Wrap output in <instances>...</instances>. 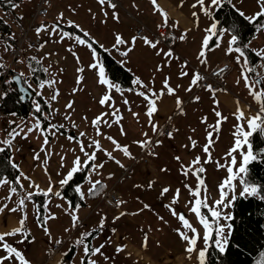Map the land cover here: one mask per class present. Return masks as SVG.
Wrapping results in <instances>:
<instances>
[{"label":"snow or ice","instance_id":"obj_1","mask_svg":"<svg viewBox=\"0 0 264 264\" xmlns=\"http://www.w3.org/2000/svg\"><path fill=\"white\" fill-rule=\"evenodd\" d=\"M6 2L13 9L19 7L16 0H6ZM96 2L99 6V16L97 12L88 10L93 22L98 19L100 24H107L109 15L114 22H119L120 14L117 10L119 0H96ZM43 3L49 4V0H43ZM243 3L244 0H192L189 5L191 20L188 26L181 31L179 19L173 20L170 24L169 20L172 17L166 7L158 0H150L153 14L160 17V21L154 24V29L147 31L137 29L136 33L127 39L122 32L113 31V40L108 45L101 42L90 28L84 27L79 21L73 19L72 15H66L63 10L57 12L53 21L39 22L34 27V33L38 39L41 33H46L50 38L55 36L57 42H63L67 38L68 43L65 47L77 63L75 69L77 85L82 83L84 69L76 51L77 46L85 47L90 54L91 62L86 67L96 74V82L103 88L97 102L104 109L93 115L90 121L86 115L81 117L85 124L91 128V134L85 128H80L72 119L73 100L70 99L64 104L66 110L64 113H60L57 108L52 107V102L57 101L59 95V88L56 87V84L60 82L57 79V72H52L51 78H36L34 87L30 82L32 78L36 77L37 71L49 72L51 64L44 66L41 62L44 57H49L52 53L45 52L43 56L39 57L29 55L26 58L27 73L17 72L15 68H10L3 58L5 55L11 54L16 64L25 63V58L17 56L15 33L0 40V53H2L0 55V74L7 77L0 82L7 86V88H0V100L10 98L9 91H15L12 89L13 84L19 89L20 94L17 97L19 100L25 99L23 94L27 91H34L31 100L32 111L29 112L28 117H22L19 122L9 119L5 135L0 139V152L5 154L6 168L10 167L14 170L11 174L7 173L6 169L0 172V187L6 186L7 190L5 196H0V201H3L0 203V213L5 210L9 214L19 213L13 226L0 231V264H33L27 255V248L19 247L21 243H26L29 239L31 242L36 240V237L32 235V229L27 226L29 204L35 226L47 237L45 252L52 259V264H99L95 258L97 256L101 257L105 264H114V257L105 254L103 249L106 244L112 243L111 236L117 233L116 227H111L109 229L111 235L105 236L107 214L98 210V221L85 228L80 210L89 198L96 196H111L112 199H109L108 203L117 209H122L127 201L120 198L115 192L108 191L106 181L113 178L115 172L111 170L104 172L107 163L112 162L120 169L126 168L127 165L121 157L135 161L137 154L131 150L133 146L138 147L143 155L159 159L158 149L163 146L165 139H175L178 129L172 122L173 111L170 109L163 121L155 119L165 97H174L175 112L186 115L184 107L186 102L180 95H177L181 84L173 85L171 74L164 72V69H170L173 63L178 65L177 75L179 78H189L187 86L183 89L185 93H191L194 89H204L211 95L212 111L216 117L214 124L208 123L207 115L199 117L200 123L206 126L205 142L200 145L203 157L197 153L185 163L181 156H172L181 175L186 178L191 175L195 178L194 184L187 182L183 184V188L188 192L184 208L188 214L194 216L195 225L184 210H178L175 207L179 203L180 188L172 190L170 199L164 200L165 195L171 190V185L167 181H163L162 177L153 176L144 183L133 184L132 187L151 190L156 183H161L158 198L162 206L177 219L180 225L174 231L186 242L187 258L190 259L191 254L195 251L197 264H205L206 251L213 235L215 247L220 253L225 252L228 240L223 233L225 228L231 233L232 225L221 224L219 221L221 218L224 221L231 220L232 213L226 212L224 209L232 206L238 198L258 197L264 201V194H262L264 193V180L255 182L249 179L251 163L264 164V147L254 146V134H258L264 140V46L251 47V39H254L257 33L264 31V0H254V8L248 10L243 7ZM184 4L185 0H179L177 7H183ZM132 6L139 9L135 0H133ZM225 7H228L235 17L227 26L224 21L218 18L217 11L223 10ZM68 8L71 14L76 13V8L71 5ZM200 14L208 18V22L201 30L202 38L194 55L197 63L193 64L186 56L176 51L175 43L176 41H186L187 34L194 28H199ZM249 25L253 27L249 28ZM245 31L249 33V38L244 37L243 32ZM138 41L161 59L160 62L154 64L151 76L147 81L133 73L129 81L130 86L125 89L106 71L104 56H110L112 51H115L120 56L117 63L125 67L128 72H132V69L128 67L131 63L130 54L135 51ZM222 45H224V55L226 57L231 55L232 61L239 66V74L234 80V84L239 86L243 81V87L251 100L244 103H241L239 97L234 100L232 116L236 123L233 125V141L224 153L227 158L226 162L224 164H221L219 160L216 162V168H224L227 174L216 185L217 198L209 203L207 185L202 174L206 172L204 165L211 161V152L219 125L221 121L227 119L219 110L216 85L228 70L229 64L213 66L210 64L207 54ZM28 47L39 49L43 45L39 42L36 44L30 42ZM249 53L255 54L254 60L249 58ZM33 63L38 67L34 68ZM161 72H163V76L160 86L156 87V73ZM45 86L51 91L48 96H45L43 92ZM79 90V87H73L71 92L77 93ZM113 91L121 95L123 104L128 106L129 110L131 106L128 98L123 95L124 91L135 93L141 98L140 104L143 107L146 120L141 121L139 113L131 112L136 123L140 125L137 137L129 138L128 130L123 124L122 109L116 104L112 95ZM219 91L232 95L226 87ZM200 99L199 95L190 96L192 102H199ZM41 100L48 106V111L43 110ZM9 115L15 117L17 113L11 112ZM56 115H61L67 122V127L75 129L76 133L75 135H66V139L72 144V147L64 149L61 146L62 150L55 172L58 178L54 179L48 167L49 158L53 155L49 136H57L60 130L65 127L64 124L53 122ZM45 122H47L46 127L42 126ZM112 127H117L118 136L105 131ZM34 131L38 134L37 138H43L39 145V151L32 153V160L37 161L38 167L43 171L46 178L44 186H41L34 177L28 175L16 160V155L21 150L16 143L17 138L27 139ZM191 131H195V129H191ZM187 139L188 144H182L181 148L195 149L198 144L197 140L192 136ZM104 141L108 142L107 146ZM40 152L44 153L42 161ZM69 153L71 154L70 159L68 158ZM100 153L103 155H99ZM170 172L171 169L167 164L159 167V173ZM78 175L82 178L76 180ZM24 181L27 182V188H25ZM236 181L239 182L238 191ZM86 185L87 187H85ZM66 191H71L75 195V201L66 195ZM14 196L15 200L13 201ZM136 199L139 200V197L137 196ZM54 201H61L55 203V207L61 209L62 213L69 218L67 227L63 228V234L71 239L68 248L63 251L59 249L64 243V235H54L50 225V221L59 219L57 213L51 210ZM9 202H12L11 207L8 206ZM141 204L142 208H137L135 212L130 213L126 209L117 211L112 220L117 221L125 215H135L144 209L154 211L150 204L143 201ZM89 207L91 206L89 205ZM157 219L165 224L168 223L158 213ZM200 227L203 230L204 247L196 249V242L200 236L198 228ZM77 228H80L81 231L73 238V233ZM13 237H18V239H11ZM147 238L148 233H144L142 246H146ZM126 248L125 243H117L114 251L119 254ZM69 254H71V259H68ZM126 255H130V253H126ZM251 264H264V248L258 251L257 258L252 259Z\"/></svg>","mask_w":264,"mask_h":264},{"label":"crops","instance_id":"obj_2","mask_svg":"<svg viewBox=\"0 0 264 264\" xmlns=\"http://www.w3.org/2000/svg\"><path fill=\"white\" fill-rule=\"evenodd\" d=\"M163 6L166 7V10L169 11L172 19L169 20L171 24L173 20L179 19L180 22V30L182 31L184 27L188 26L191 17L189 5L192 3V0H185V4L183 7H177L179 0H158ZM135 4L139 6V9L133 7V0H119L117 10L120 14L119 22H114L111 19V15H109V19L107 24H100L97 19L95 22L92 21V18L89 14V9L93 12H98V4L96 0H50L48 4V12L45 17L40 19L41 21H45L50 11L52 12V16H56L58 11L63 10L66 15H72V18L79 21L84 27L90 28L92 33L98 37L101 42L108 45L113 40V31H120L123 33L124 37L127 39L130 35L135 34V27L138 24H143L146 31L154 29V24L160 21V17L156 14H153L150 0H135ZM71 5L73 8H76V13L73 15L70 13L68 6ZM139 11V15H138ZM15 14V13H14ZM18 20V15H14ZM51 16V17H52ZM39 20V21H40ZM38 21V22H39ZM208 22V18H206L203 14H200V23L199 28H194L187 34V39L184 42L176 41L175 49L181 55L186 56L193 64L197 63L194 58L195 50L198 47L200 39L202 38V29L206 26ZM13 24V25H12ZM11 26H14L15 23H12ZM38 24V23H37ZM41 39V38H40ZM252 40V39H251ZM42 44V42H41ZM44 48V47H43ZM224 45L220 48L212 50L208 52V59L210 64L213 66H217L222 59L230 62V68L225 72L222 80L223 85L218 88L217 97L219 99V110L222 114L227 117L226 121L228 125L233 128V125L236 123V120L232 116V112L234 111V100L236 97H239L241 103L245 101H250L251 98L248 96L246 90L243 87V81H241L239 86L234 84V80L237 78L239 74V66L236 65L232 61V56H225L223 52ZM57 52L51 55V59L57 63V57L60 60V64L62 66V71H60V78H65L73 83L75 82V76L77 75L75 69L77 67V63L75 58L69 53L64 46ZM41 51L38 52L36 56H39ZM111 55L119 60L120 56L115 51H112ZM250 59H255V54L253 53ZM161 57L155 56L149 49L143 46L142 42L138 41L136 45V49L134 52L130 54L131 63L128 65L129 68L132 69L131 74L135 73L136 75L141 76L142 79H147L151 76L153 67L155 63L160 62ZM90 63L86 60H80V64L84 66L83 69V80L81 85H79L80 89L84 92V113L82 116H87L89 121L91 117L95 115L91 112V107L97 103L99 94L102 93L103 88L96 82V74L89 70L86 65ZM44 66L47 64L42 61ZM22 67V66H21ZM25 68V66H24ZM26 73L27 69L25 68ZM178 65L173 63L171 68H165L164 72H168L171 74L173 85L176 83L181 84V88L178 89L177 95H180L183 100H185V112L186 115H180L174 110V97H165L163 104L160 107L159 114L155 117V119L163 121L164 117L169 114V110L173 111V124L177 127L178 131L175 133L174 140L165 139L164 144L162 146L163 150L160 153L159 159H153L149 161L147 159V164L141 163L140 168L133 172L132 176H130L125 183L119 182L114 184V182L121 176H123L124 169H120L118 166H115L117 170H119L118 175H115L113 178L108 180V182L113 181V183L108 184V189L113 188L120 194V197L127 201L125 205L122 206V209L112 208L104 205L101 196L91 197L87 200V203L81 208L80 216L83 219V223L85 228L91 226L95 222L98 221V210H102L107 214L106 227L104 231V235H111L109 229L111 227H116L117 233L111 236L112 243L106 244L103 251L105 254L114 257V264H197L196 261V252L194 251L191 254V258H187L185 253V245L186 242L183 241L179 235L176 233L173 238H168V243L163 241L165 238L166 231L162 228V226L157 225L158 228L153 226L151 219L149 217V213L159 214L162 216V213H166L165 209L162 207L160 209H156L153 203H148L152 206V210L144 209L140 213L135 215H125L121 216L117 221H113L112 217L116 215L119 210H127L128 212H135L137 208H142L140 205L134 203V196H141L147 198H158L159 188L161 187V183L158 182L154 185L151 190H143V189H134L132 187L135 183H141L139 181L147 180L152 178L153 176L162 177L163 181H167L171 185V190L169 193L165 195L164 200H168L167 197L171 196V191L180 188V198L179 203L175 205L178 210H184V202L185 198H188V192L183 188L182 180L190 179L192 184L195 182V178L189 175L187 178L181 175L178 172V165L175 160L172 159L173 155H179L182 157L185 163L189 161L195 154L200 153L203 157V153L200 152V144L204 142V136L202 135V128L195 124V114L198 111L199 115H204L203 109L208 107L212 110V98L211 95L205 91L204 89H194L191 93H185L184 87L187 86L188 77L179 78L177 75ZM163 72L156 73V87L160 86V80L162 79ZM236 76V77H235ZM49 78V72L46 75ZM58 84V83H57ZM228 88L232 95L228 93L219 91L221 88ZM128 88V87H127ZM125 88V89H127ZM112 95L114 98L118 99L123 106V101L121 95L113 91ZM124 96H126L130 103V110H128V115L131 112H140V109L143 110L141 106V98L138 97L135 93L124 91ZM191 95H199L201 97L199 102H192L190 100ZM92 97V98H91ZM72 100L71 97H68L64 94L59 93L58 100L52 102V107L57 108L60 113H64L66 110L64 109V104L67 103V100ZM88 100L92 103V106L88 105ZM120 106V107H121ZM98 111L101 109L96 108ZM104 109L102 108V111ZM48 111V109H47ZM72 111V119L77 120L76 112ZM98 113V112H97ZM29 114V113H28ZM28 114L23 117H28ZM18 116V115H17ZM61 116V115H56ZM81 116V117H82ZM10 115L8 114V119ZM57 120L59 124H64L65 127L60 130V133L57 136H49L50 146L53 152V155L49 158V172L52 174L54 179H57L55 172L59 163V154L61 153V146L64 149L69 148V143H66V135L72 134L75 135V130L67 127V122L63 120V117H54L53 122ZM82 120V119H81ZM78 122V121H77ZM46 123H44V127H46ZM82 124V125H81ZM80 128H85L89 134H91L92 130L88 127L85 122L82 120V123H78ZM140 126V125H138ZM139 128V127H137ZM191 129H195V131H191ZM71 130V131H70ZM106 131V130H105ZM36 134V141L25 143L23 147H21L20 152L16 155V160L20 163L21 167L26 171V173L32 177H34L41 186L46 185V178L43 174V171L40 167H38V162L32 160V153L34 151H39V145L42 142V137L37 138L38 134ZM229 134V132H228ZM114 136H118L114 135ZM192 136L193 139L197 140L198 144L195 149H187L181 148L182 144H188V137ZM1 138V137H0ZM54 141V142H53ZM60 141V142H55ZM233 141V136L231 135H223L219 137V145H221L226 150L231 146ZM107 146L108 142L104 141ZM133 149V147H132ZM131 149V150H132ZM139 150V148L137 149ZM159 150V149H158ZM134 154H137V159L135 161L128 160L127 158L121 157L123 162L129 167L130 165L136 164L140 157L143 156V153L140 151H133ZM99 155H103L100 153ZM186 156V157H185ZM68 158H71V154H68ZM44 159V153L40 152V160ZM226 157L224 154L217 153L214 155V158H211V161L206 163L204 167L206 168V172L202 175L204 177H210L214 182V164L219 160L221 164L226 162ZM144 161V159H143ZM145 162V161H144ZM167 164V166L171 169L170 173H159V167ZM126 167V168H127ZM104 172H107V167H105ZM25 188H27V182L24 181ZM119 184V186H118ZM6 186L0 187V196L6 195ZM15 200V196L13 197V201ZM145 200V198H144ZM61 201H54L53 206L51 208L52 211H55L59 217L58 220L50 221V225L52 227V231L54 235H64V243L60 246V251L68 248L70 243V237L66 234H63V228L67 227L69 223V218L64 215L61 209L55 207V203H60ZM3 203V201H0ZM89 205L91 207H89ZM9 207L12 206V202H9ZM29 219L27 221V226L32 229V235L36 237L35 242H31L30 239L26 243H21L19 247L27 248V255L33 261V264H52V259L49 258L47 253L45 252V248L42 247V243H46L47 237L43 234V232L37 228L33 222L31 205L28 207ZM188 218H193L192 214H188L185 211ZM145 214V215H144ZM19 217L18 212L8 213L6 210L0 213V231L6 230L13 226L16 220ZM163 217V216H162ZM164 220H170L169 217L163 218ZM159 220V219H158ZM171 221V220H170ZM161 223L163 221L160 220ZM172 222V221H171ZM81 231L80 228H77L73 233L74 236ZM144 233H148L147 244L146 246H142ZM11 239H18V237H13ZM99 242V241H97ZM158 242V243H157ZM117 243H125L127 248L119 254H116L114 251L115 245ZM196 249H199L196 247ZM126 253H130V255H126ZM99 264H105V261L97 256L95 257ZM68 259H71V254H69Z\"/></svg>","mask_w":264,"mask_h":264},{"label":"rangeland","instance_id":"obj_3","mask_svg":"<svg viewBox=\"0 0 264 264\" xmlns=\"http://www.w3.org/2000/svg\"><path fill=\"white\" fill-rule=\"evenodd\" d=\"M187 1H189V0H187ZM17 3L19 4V7L16 8V9L12 8V12H11V14L9 16L6 15L5 11H0V14L10 24L15 23L16 21H18L23 26H26L27 23H28L29 12L34 7L33 6L34 5L33 4V0H18ZM243 7L246 10L253 9L254 8V0H244ZM14 15H18L19 19L17 20ZM52 15L53 14L50 11V14L47 15V17H46L44 22L53 21L54 20V16H52ZM39 22H41V20ZM33 33H34V28L31 31V35H33ZM40 38H41V42H42V45H43L44 48L43 47L39 48V52L41 51V54L39 56H43V54L45 52H50V53H52V55L55 53V55H57V52H54V51L60 50L61 48H63L68 43L67 38H65V40L63 42H57V38L55 36L50 38V37L47 36L46 33H41ZM259 46H264V31H262L260 33H257L256 37L251 40V47H259ZM76 51H77V54L80 57V60H82V61L86 60L88 62H91L90 61V54H89L88 50L85 47L77 46ZM56 59L58 60V66L59 67H57V63L54 62V60L51 59V56L44 57V62L47 65L51 64V68L49 69V78H51V73L52 72H57V79L61 76L60 75V71H58V70H62V66L60 64L59 58L57 57ZM19 65H21L22 67L20 69H18V70L19 71H23V72L26 73V70L24 68L25 63L19 64ZM59 81L60 82L58 84H56V87L59 88V93L64 94V95H66L68 97H71L72 100L74 101L72 109H73V111L76 112L77 120H74V121L78 125V123H82L81 116L85 112L84 111V97H83V93L84 92L80 89L79 85H77V84H75V83H73V82H71V81H69V80H67L65 78H60ZM30 82L33 84V87H34L35 86V82H33L32 80ZM73 87H79L80 90L77 93H72L71 89ZM43 92H44L45 96H48V95L51 94V91H50V89L47 86H45ZM113 98H114V96H113ZM114 100H115L117 105L121 106V103H120V101L118 99L114 98ZM87 106H92V103L89 100H88V105ZM96 108L101 109V111H102V107L99 104L95 103L91 107V112L94 113V114H97V112H99V111ZM120 108L122 109V113L121 114H122V117H123V124H124L125 128L128 130L129 138L137 137L138 133H139V130H140V126H138L139 124L136 123V121L134 120V118L132 117L131 114L130 115L127 114L128 110H129L128 106L123 105ZM203 111H204V115H207V117H208V123L209 124H214V122L216 120L214 112L208 107L204 108ZM140 112L143 114V115L140 116L141 121H145L146 117L144 116L143 110L140 109ZM200 116L201 115H199L198 111H197V113L195 114V124H198L202 128V135L204 136V142H205V127L206 126L204 124L200 123V121H199V117ZM22 117L23 116H15V117L10 116L8 119H3V120L0 121V137H1V139L5 135V129L7 128L8 120L9 119H13V120H16L17 122H19V120ZM55 117H61V116H55ZM55 121L58 122L57 120H55ZM137 127H139V128H137ZM105 130L108 131L109 134H112V135H117L118 134L117 127H112L111 129H105ZM233 131H234V129L231 128L228 125L226 120L221 121V123L219 125V128H218V131L216 132L215 144H214V147H213L212 152H211V158H214V155L217 154V153L224 154L227 151L225 148H223L221 145H219V137H221L223 135H231L232 136V132ZM228 132H229V134H228ZM75 133H76V130H75ZM35 137H36V134H35V131H34L32 134H30V136L27 139L17 138L16 143L21 148V147H23V145L25 143H30L31 141L35 142L36 141ZM121 139H123V138H121ZM55 142H60V141H55ZM68 142L69 141H66V143H68ZM202 144H200V145H202ZM70 147H72L71 143H69V148ZM137 149H138V147L133 146L132 151H140V149L139 150H137ZM162 150H163V148L160 147L158 151L161 153ZM200 152H201V148H200ZM145 156L146 155H143L142 157H140V160H138V162L136 164L130 165L129 167L125 168V170L123 171V176L122 177L120 176L114 182V184L119 183V182L120 183L121 182L125 183L127 180H129L128 178L130 176H132V174H134L133 172H136L140 168L141 163L147 164V162L143 161V158ZM146 157L148 158L149 161L151 160V157H148V156H146ZM208 164H210V163H208ZM115 166L116 165L114 163L108 162L105 167H107V171L111 170V171L115 172V175H118L119 170H117V168H115ZM226 174H227L226 170L224 168L217 169L216 168V163H215L214 164V182L211 180L210 177H205V182H206V185H207V192H208V196H209V203L211 202V200L217 198L218 192H217L216 185H217L218 181L221 180ZM93 178H95V177H93ZM145 181L146 180H142V181H139V182L144 183ZM185 182H187L189 184H192L190 179L182 180L183 184ZM106 183L107 184L113 183V181L108 182V180H107ZM236 183H237V191H238L239 190V182L236 181ZM118 186H119V184H118ZM85 187H87V185ZM136 197L137 196H134V203L140 205V207H142L141 201H143L145 203H153V205H154V207L156 209H160V208L163 207L162 203L159 200V198H147V197H141V196L139 197L138 196L139 200H137ZM144 198H145V200H144ZM167 199H170V197H167ZM186 199H188V198H185V200ZM185 211H187V210L185 209ZM224 211L232 213V206H230L228 208H225ZM165 212L166 213H162L163 218L169 217L172 222L170 220H167L168 221L167 224L161 223L160 220L157 219V214L149 213L148 215H149V217L151 219V222L153 223V226L155 228H158L157 225H159V226H162V228L166 231L165 238H163V241L165 243H168L169 240L167 239V237L170 238V239L173 238L174 235H176V233H177L176 231H174V229H176L180 225H179L177 219L175 217L171 216L170 213L166 209H165ZM189 219L195 225L196 222H195L194 217L193 218L189 217ZM219 222L221 224H225V223L230 224L229 221H224L223 218H221ZM198 231L200 233V236H199V238H198V240L196 242V247L197 248H202V247H204L202 227L198 228ZM188 234L190 235V233H188ZM223 234H224L225 238L227 239L228 236H229V232L227 231L226 228H225ZM214 240H215V237L213 235V243H214ZM214 245H215V243H214Z\"/></svg>","mask_w":264,"mask_h":264},{"label":"trees","instance_id":"obj_4","mask_svg":"<svg viewBox=\"0 0 264 264\" xmlns=\"http://www.w3.org/2000/svg\"><path fill=\"white\" fill-rule=\"evenodd\" d=\"M18 0H16L17 2ZM33 6H35V0H33ZM34 8V7H33ZM32 8V9H33ZM12 9L6 0H0V11ZM31 9V10H32ZM218 11V18L225 22V26L235 19L232 11L225 7L223 10ZM0 14V40L12 33L13 26L6 21ZM249 28L253 26L249 25ZM245 38H249L247 31L243 32ZM2 55V53H0ZM32 54H27L25 58V68L27 69V57ZM253 53H249V57H252ZM7 55H5L4 62ZM39 57V56H38ZM112 55L104 56V63L106 71L110 77L121 83L123 88L129 87V81L132 74L127 69L117 63ZM42 63V62H41ZM34 68L38 66L33 63ZM20 72L19 70H16ZM28 71V69H27ZM47 73L37 71L36 77L32 78L33 82H36V78H45ZM1 76V74H0ZM12 89L15 91H9V99H4L2 105L4 109L11 113L16 112L18 116L27 115L31 109V101L19 100L17 97L20 94L16 88V85H12ZM34 96V91L32 92ZM42 108L47 111L48 106L43 104ZM254 146L264 147V140L260 138L258 134H254ZM6 169L7 173L11 174L14 170L6 168L5 154L0 152V172ZM251 176L250 180L260 182L264 180V164L259 162H253L250 165ZM82 177L78 175L76 180ZM264 194V193H262ZM66 195L75 201L76 197L71 191H66ZM232 225V231L227 238L228 244L226 245L225 252L220 253L213 243V236L210 239L207 251L205 264H251V260L257 258V253L261 248H264V201L257 198L246 197L238 198L232 205V219L229 220Z\"/></svg>","mask_w":264,"mask_h":264},{"label":"built area","instance_id":"obj_5","mask_svg":"<svg viewBox=\"0 0 264 264\" xmlns=\"http://www.w3.org/2000/svg\"><path fill=\"white\" fill-rule=\"evenodd\" d=\"M49 2H50V0H49ZM45 9H47V11H48V4H44L43 0H35V6L29 12V15H28L27 25L23 26L22 24L18 23V24H16L15 28L12 30V33H15V36H16L15 49H16V53H17L18 57L22 56L23 53H25V54L30 53V52L38 53L39 49L29 48L28 44L30 42L33 44H36L37 42H39L41 44L40 37L38 39L35 34L31 35V31L37 25L38 21L47 14V11H45ZM6 14H9V11H6ZM137 29L146 30L144 25L141 23L135 27V33H136ZM6 63L9 65L10 68L18 67V64L15 63V59L11 56V54H9ZM224 63H228L229 68H230V62H228L225 59H222V61L217 66H222ZM6 78H7L6 76L1 74L0 82H2ZM222 85H223V81H222V79H220L216 85L217 89L219 87H221ZM0 88H7V86L0 83ZM2 101L3 100H0V120L3 118H6L8 115L7 112L3 108ZM147 159L148 158L145 156L144 161L146 162ZM108 191L109 192H115L120 197V194L115 189L109 188ZM109 199H112V197L111 196L102 197V201H103L104 205L112 207V208H116V207H114V205H110L108 203ZM41 245L43 248H45L46 243L41 242Z\"/></svg>","mask_w":264,"mask_h":264},{"label":"water","instance_id":"obj_6","mask_svg":"<svg viewBox=\"0 0 264 264\" xmlns=\"http://www.w3.org/2000/svg\"><path fill=\"white\" fill-rule=\"evenodd\" d=\"M17 88V87H16ZM18 92L19 89L17 88ZM23 95H25V99L23 101H29L32 97V90L27 91L26 93H24Z\"/></svg>","mask_w":264,"mask_h":264}]
</instances>
